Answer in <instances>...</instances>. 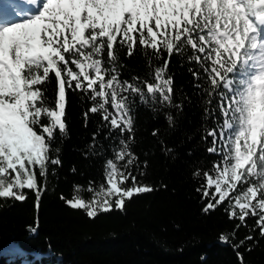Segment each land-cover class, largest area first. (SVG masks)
<instances>
[{
    "label": "snow or ice",
    "instance_id": "6c2138e0",
    "mask_svg": "<svg viewBox=\"0 0 264 264\" xmlns=\"http://www.w3.org/2000/svg\"><path fill=\"white\" fill-rule=\"evenodd\" d=\"M6 9L16 20L4 18ZM137 43L146 50L152 69L153 82H143L147 98L141 87L121 82L115 68L117 44L120 50L126 46L131 56ZM189 51L192 55H186ZM164 52L195 62L208 84L203 89L209 106L205 112L215 118L216 126L207 130L205 139L212 137L207 151L220 159L203 172V196L219 198L215 203L209 200L204 211L238 191L229 201V218L238 216L244 222L249 215L258 217L257 226L264 235V0H0V198L24 201L23 190H33L38 206L41 189L36 170L43 177L49 163H60L49 152L57 133L61 138L66 133V86L72 89L73 82L75 90L91 92L88 98L94 103L89 111L103 110L110 131L132 132L129 93L143 102L150 98L171 104L173 79L167 75L168 60L163 66L152 64ZM189 71L201 78L198 71ZM52 74L57 89L49 95L46 85ZM214 99L217 103L212 107ZM108 105L115 114L108 111ZM168 120L171 124L172 117ZM119 143L123 147L115 158L131 157L127 142ZM132 162L129 159L127 164ZM193 174L201 176L199 170ZM129 176L112 159L106 161L107 187L101 184L100 191L115 197L120 209L126 198L153 190L150 186L121 187ZM131 179L135 183L136 177ZM67 204L86 209L89 217L112 209L108 198L86 203L74 197ZM220 240L227 242L228 237L221 235Z\"/></svg>",
    "mask_w": 264,
    "mask_h": 264
},
{
    "label": "trees",
    "instance_id": "16d2710c",
    "mask_svg": "<svg viewBox=\"0 0 264 264\" xmlns=\"http://www.w3.org/2000/svg\"><path fill=\"white\" fill-rule=\"evenodd\" d=\"M116 47L120 81L141 87L147 98L143 82L153 80L146 50L137 43L129 56L126 46L123 50L119 44ZM186 55H192L191 51ZM104 60L108 67L107 53ZM165 60L167 75L173 79L172 103L150 98L143 102L135 93L127 94L131 133L110 131L103 110L89 111L94 103L88 98L91 92L75 90V82L72 89L66 86V133L62 138L57 133L49 152L60 163H49L43 177L37 168L38 206L33 190H23L24 201L0 198V264H264V235L257 226L258 217L249 215L244 222L238 216L229 218L234 192L214 209L204 211L209 200L215 203L219 198L203 196V172L220 159L207 151L212 137L205 139L207 130L216 126L215 118L205 112L209 106L203 89L208 84L199 65L178 55L169 57L164 52L152 64L163 66ZM189 69L198 71L201 78H194ZM46 87L53 95L57 89L54 74ZM216 103L214 99L212 107ZM106 107L115 114L110 105ZM215 116L219 117L218 109ZM122 139L132 156L117 160ZM109 159L125 175L130 172L136 177L133 183L129 176L121 187L150 186L153 190L126 198L122 209L115 206L113 197L112 209L95 217L68 205L75 194L89 199L100 191L101 184L106 188L104 166ZM197 170L199 177L193 174ZM208 191L214 192V188ZM221 235L228 237L227 242L220 240ZM248 236L252 239H246Z\"/></svg>",
    "mask_w": 264,
    "mask_h": 264
},
{
    "label": "rangeland",
    "instance_id": "374dc122",
    "mask_svg": "<svg viewBox=\"0 0 264 264\" xmlns=\"http://www.w3.org/2000/svg\"><path fill=\"white\" fill-rule=\"evenodd\" d=\"M15 7V6H13ZM7 10V9H6ZM6 16H5V19L6 20H9V21H14L16 20V17L14 14H12L10 11H6ZM134 186H138V185H132L131 187H134ZM107 187V186H106ZM239 192H234V194L232 195V198L235 197L236 195H238ZM74 197L76 198H80V199H83L82 197H80L78 194H75L73 195V197L71 199H73ZM102 198H108L110 199L111 201L113 200V197H106V194L104 192H101V191H97L95 193H93V195L89 198V199H83L86 203H91L94 199H102ZM86 211V209H84Z\"/></svg>",
    "mask_w": 264,
    "mask_h": 264
},
{
    "label": "bare ground",
    "instance_id": "6f19581e",
    "mask_svg": "<svg viewBox=\"0 0 264 264\" xmlns=\"http://www.w3.org/2000/svg\"><path fill=\"white\" fill-rule=\"evenodd\" d=\"M7 11V10H6ZM5 18V17H4Z\"/></svg>",
    "mask_w": 264,
    "mask_h": 264
}]
</instances>
